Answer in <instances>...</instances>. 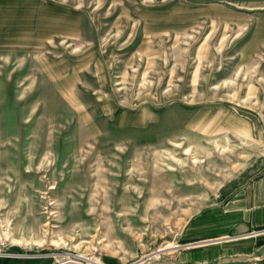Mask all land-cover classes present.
Instances as JSON below:
<instances>
[{
    "label": "rangeland",
    "instance_id": "rangeland-1",
    "mask_svg": "<svg viewBox=\"0 0 264 264\" xmlns=\"http://www.w3.org/2000/svg\"><path fill=\"white\" fill-rule=\"evenodd\" d=\"M255 1L0 0V264H264L200 221L264 166Z\"/></svg>",
    "mask_w": 264,
    "mask_h": 264
},
{
    "label": "crops",
    "instance_id": "crops-1",
    "mask_svg": "<svg viewBox=\"0 0 264 264\" xmlns=\"http://www.w3.org/2000/svg\"><path fill=\"white\" fill-rule=\"evenodd\" d=\"M255 4L251 12L252 21L249 36L243 40L239 52L243 63L255 65L258 62L260 77L264 79V0H256ZM210 9L212 10L213 7L205 8V10ZM210 12L207 11L206 13ZM257 55L260 59L257 58ZM212 204L215 206L212 210L213 214L204 215L205 219L200 220L205 221V225H208L206 229L209 228L208 231L211 235L231 233L234 238H239L218 243L219 245L214 246L216 248L205 253L206 257L233 259L234 257H231L233 254H248L262 248L260 246L255 248L254 242L258 237H254L251 231L258 228V230L264 229V166L242 185L225 190L219 201ZM195 221L197 222V219ZM205 235L207 234L205 233ZM232 235L228 237H232ZM14 257L25 260L19 264L47 263L45 260L28 261L35 257ZM261 257H264V250Z\"/></svg>",
    "mask_w": 264,
    "mask_h": 264
},
{
    "label": "built area",
    "instance_id": "built-area-1",
    "mask_svg": "<svg viewBox=\"0 0 264 264\" xmlns=\"http://www.w3.org/2000/svg\"><path fill=\"white\" fill-rule=\"evenodd\" d=\"M68 261L77 262L79 264L89 263V261H87L81 257H76V256H69L66 262H68ZM67 264H72V263H67Z\"/></svg>",
    "mask_w": 264,
    "mask_h": 264
}]
</instances>
